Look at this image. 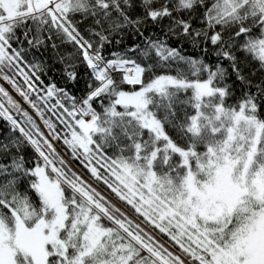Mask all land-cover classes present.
I'll return each mask as SVG.
<instances>
[{"label": "snow or ice", "instance_id": "snow-or-ice-1", "mask_svg": "<svg viewBox=\"0 0 264 264\" xmlns=\"http://www.w3.org/2000/svg\"><path fill=\"white\" fill-rule=\"evenodd\" d=\"M0 264H264V0H0Z\"/></svg>", "mask_w": 264, "mask_h": 264}]
</instances>
